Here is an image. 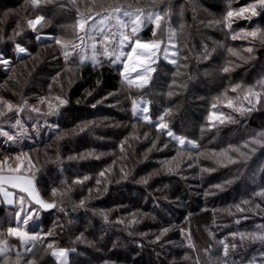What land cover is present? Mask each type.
<instances>
[{"label":"trees","instance_id":"obj_1","mask_svg":"<svg viewBox=\"0 0 264 264\" xmlns=\"http://www.w3.org/2000/svg\"><path fill=\"white\" fill-rule=\"evenodd\" d=\"M250 2L254 0H79L77 8L71 0H41L38 7L30 0H0V54L10 61L7 66L0 64V97L14 104L13 111L0 116V129L18 137L11 142L0 136V157L28 152L38 192L45 201L57 202L55 208L40 209L39 218L30 222L28 230L41 239L20 264L26 260L51 264L55 248L70 250L69 264H264V243L231 235L256 232L258 225H264V198L254 195L264 187V147L254 145L255 153L242 149L248 159L230 153L237 163L227 166L210 155L230 144L242 145L251 134L264 131V101L244 116L234 113L235 124L207 127L217 95L232 84L252 85L264 77V46L243 36L257 25L264 27V14L250 20L233 17L231 29L216 23L228 11ZM114 6H153L171 12L162 28L164 45L169 27L177 33V63L162 56L142 95L151 102L153 120L170 109L165 117L170 128L197 142L199 149L185 148L177 155L178 146L157 132L154 121L129 116L120 94V64L98 57L102 66L90 60L79 65L75 55L65 61L55 40L69 45L71 51L80 37L75 31L81 12L97 15ZM37 15L45 17V26L34 32L27 20ZM153 29L150 24L140 36L152 38ZM37 33L51 37L37 40ZM160 33L157 30L158 37ZM233 33L241 35L233 40ZM17 44L27 52L18 54ZM254 44L253 58L247 62L227 51L232 48L248 57L244 49ZM205 45L214 49L207 59ZM229 61L238 66L224 74L220 69ZM46 95L68 101L52 118L42 109L44 104H37ZM25 102L27 107L18 113ZM33 107L40 112H32ZM218 108L231 111L223 104ZM17 119L22 127L15 125ZM87 122L94 123L81 131ZM93 150L103 155L68 159ZM168 160H172V172L164 166ZM203 168L214 170L203 172ZM105 169L107 179L97 192L96 179ZM121 169L128 173L127 179L122 178ZM85 176L90 179L73 183ZM143 178L147 184L141 182ZM228 180L233 182L226 184ZM218 184L224 187H213ZM81 200L84 207L79 206ZM245 200L249 203L244 204ZM16 210V204L0 203V239L15 247L14 252H24L20 241L7 235ZM102 214H107L109 222ZM122 218L124 223L116 222ZM134 218L139 223H130ZM164 228L169 231L157 241ZM220 241L229 245L227 257ZM48 243L53 249L47 248Z\"/></svg>","mask_w":264,"mask_h":264},{"label":"snow or ice","instance_id":"obj_2","mask_svg":"<svg viewBox=\"0 0 264 264\" xmlns=\"http://www.w3.org/2000/svg\"><path fill=\"white\" fill-rule=\"evenodd\" d=\"M31 4L35 7H38L41 4V0H30ZM46 2L51 3L52 0H46ZM73 4H75V0H71ZM264 14V0H254V2H250L244 6L239 7L238 9H233L227 12L226 17L223 20H218L216 23L224 24L227 28L231 29L232 18H243L246 20H250L252 17H258ZM99 15V14H97ZM170 11H148L147 14L142 9H136L134 11L124 10L122 7H115L112 9L110 13L104 15L100 19H96L94 16L85 17L84 15H79L76 21V28H78L80 33L84 35L80 36L79 39L81 41L80 45L72 44L71 51H69V45L62 44L61 40L56 39L55 43L60 44L63 49V55L65 61H69L73 55L78 57V64L83 65L85 60H90L94 66L101 65V61L97 58L98 55H103V57L111 64H122L123 68L120 71V76L122 78V83L125 84L129 89H144L146 88L150 81L152 80V73L156 72V68L152 67L153 64H156L159 59V53L162 47V40L157 35V30H160L161 35H163V25H167V17H170ZM45 17L43 15H37L34 19H28L27 24L28 27L32 31H37L39 28H43L45 26ZM148 24L154 25V29L152 32L153 39L150 41H143L140 38L141 30L146 27ZM115 29L112 31L111 29ZM19 34V33H17ZM241 34L233 33L231 35V39L236 40ZM244 38L251 37L253 41L258 42L260 46H264V27L257 25L251 31L243 33ZM85 37L89 41H91L90 45H85ZM177 33L168 28L167 39L168 43L163 47L164 59L169 60L170 63L176 64V59H170L169 51L172 49V56H175L178 52L174 41L176 40ZM42 37L37 36L36 39L40 40ZM99 45V48L97 47ZM125 47L130 48V51L125 52ZM254 46L247 47L244 49L245 52L250 54L248 57L241 55L238 51L228 48L227 51L232 55L238 57L239 60L247 62L248 59L253 58ZM90 48L91 55H85L87 49ZM79 49V51H77ZM16 51L18 53H26L27 49L16 45ZM214 49L210 50L207 45L204 46L203 57L205 59L209 58L212 55ZM0 64H4L7 66L9 64V60L4 58L2 54H0ZM238 66L234 64L232 61L227 62L220 71L224 74H228L235 70V67ZM134 74V75H133ZM231 93H238L236 97H232L229 95ZM240 93H243L242 97ZM172 93L170 92L169 95ZM58 102L56 105L52 103H47L49 116H55L58 114L60 107L66 105L68 101L59 96L55 97ZM264 101V77L257 80L252 85H242L241 83L232 84L229 88H225L219 95L214 98V102L211 104V111L208 113L207 121H208V129L211 130L213 128L218 129L220 126H225L227 124H235L237 123L236 117L233 115L234 113H238L239 116H244L247 113L255 110L257 105H260ZM245 102H247V106H245ZM41 103H46V100H41ZM151 102L147 100H132V115L134 118L139 120H143L148 123H152L150 116L148 115L150 109L147 105ZM3 102H0V116L4 115L2 110ZM223 104L225 108L230 109V112H224L219 110L218 105ZM7 110L9 112L13 111V105L8 102L6 104ZM27 107V103L25 102L23 106H19L17 108V112L24 111ZM95 107V105H93ZM32 112H40L38 108H31ZM171 110H165V112L159 117L158 122L155 124V128L158 133H163L171 141H174L178 146L177 155H180L181 150L187 148L191 150L199 149V144L191 139L186 138L185 136L179 135L174 132L173 129L170 128L169 123L166 122L165 117L169 116ZM94 122L85 123L80 130L83 131L85 128L89 126V124ZM16 126L22 127L21 120L17 119L15 121ZM204 129L202 128V131ZM21 135H25L22 131ZM0 136H4L7 138V141L16 142L18 139L15 135H10L7 131H3L0 129ZM264 147V131H259L251 134L250 139L246 140L242 145H228L226 148L221 149L220 151L211 152V157L216 159L218 164L223 166H227L228 164H235L237 160L234 159L230 153H239V155L245 159L250 158L247 152L242 151V149H248L249 152L255 153L257 148L254 147ZM123 144L121 145V150H123ZM164 147H168L167 144ZM153 148H156V143H153ZM160 150V149H157ZM199 155H203V153H198ZM101 154H97L94 150L88 151L85 153H80L79 155L69 156V160H84L89 158L99 159ZM191 158V156L189 157ZM19 160V156L16 157ZM176 157H172V160H175ZM172 160H168L165 162L164 166L167 168L169 172L173 171V168L170 167ZM225 161L227 163H225ZM179 165H177L178 167ZM214 169L203 168V172H209ZM264 171V169H261ZM12 171V170H10ZM15 172H20L19 165L14 170ZM106 172L107 169L102 170L99 173V178L96 179V191H100V185L104 184L107 177ZM122 178L127 179L128 173L124 172L121 169ZM34 176V174H33ZM90 177L85 176L83 179H77L73 181L75 184H82L85 181L89 180ZM142 183L147 184L148 179L143 178L141 180ZM233 181L228 180L225 183L231 184ZM7 184L12 189H18L19 193H23L24 195L17 194L15 199H13V194L8 192L4 185ZM213 187L217 189H222L224 185H214ZM92 189H89L91 193ZM104 191H107V187L104 188ZM0 193H3L4 201L7 204H16L17 210L14 212V226L10 223V226L7 228V235L17 238L20 241L21 246L24 248V252H20L19 250H13L12 246L8 244L6 239H0V264H20V261L24 259V257L30 253H32L33 249L36 247L37 241L41 239L38 233H31L28 230V226L30 222L34 219L39 218L40 209H52L57 207V202H47L45 201L35 188L33 184V179L25 178L23 175H5L2 171H0ZM52 195H57V189H52ZM63 195V194H61ZM255 196L264 198V187H261L259 191L254 193ZM4 201H0L3 203ZM244 204H248L249 201H243ZM38 206V207H37ZM80 207L85 206V201L81 200ZM237 209L241 212L244 211L239 205L236 206ZM259 207V205H257ZM61 211L63 209L61 208ZM104 216L105 222L108 221L107 214H102ZM135 217V214H132ZM117 223H124V219H120L116 221ZM130 223H139L138 219H133ZM239 223V221H237ZM169 231L168 228H164L159 236L156 237V240L159 241L160 238L167 234ZM46 235H51V233H47ZM233 237L237 235L243 240L247 237L249 240L256 242L259 241L264 243V225H258L256 232L249 233H232ZM0 236H3V233H0ZM82 238V237H81ZM80 239V238H78ZM223 245V256L227 257L229 254V245L224 241H220ZM189 247H194L191 243L188 245ZM235 248V245H232ZM48 249H53V244H47ZM74 251V249H72ZM14 252V256H13ZM69 252L70 250L67 248H56L52 250L51 255L56 258L58 264H69ZM264 255V252L261 253ZM25 264H33L32 260H26ZM107 264V262H105Z\"/></svg>","mask_w":264,"mask_h":264},{"label":"rangeland","instance_id":"obj_3","mask_svg":"<svg viewBox=\"0 0 264 264\" xmlns=\"http://www.w3.org/2000/svg\"><path fill=\"white\" fill-rule=\"evenodd\" d=\"M78 4H79V0H75L74 6H76L78 8L79 7ZM115 7H119V6L110 7L109 9H106L105 11L102 10V12L99 13V15H93L92 14V15H88V16H94L98 20V19L102 18L104 15H107L108 13H110L112 11V9L115 8ZM122 8L124 10H128V11H134V10H136V9L139 8V9H142L145 12V14H147L148 11H158V8L157 7H153V6H149V7H132V6H129V7H122ZM80 15H84L85 17H88L87 15L84 14V12H81ZM149 25L150 24H148L146 27H144L141 30L140 33H142ZM46 26L49 27L50 25H46ZM111 30L112 31H115L114 28L111 29ZM38 35L42 37L41 39H46V38H50L51 37L49 35L40 34V33H37L36 34V36H38ZM75 35H76V37H79V36H82L84 34L83 33H80L79 30H76L75 31ZM164 36H165L164 34L163 35H159V38L162 40L163 43H162L161 51L159 53V59H158V61L160 60V58L162 56L164 57V53H163ZM140 38L143 41H150V40L153 39V37L152 38H144L143 36H140ZM78 43H81V41L79 39L76 42L72 43V44H78ZM90 43H91V41H89L87 39V37H85L84 44L85 45H90ZM174 43H175L176 48H177V43L175 41H174ZM97 47L99 48V45ZM124 51L125 52L130 51V48L125 47ZM172 51H173L172 49H170V51H169V57H170V59H173L174 58V59L177 60V53H176L175 56H172ZM88 53H89V56H90L91 55L90 48L87 49L85 55H88ZM18 54H22V53H18ZM98 57L101 58V57H103V55H98ZM167 61H169V60H167ZM9 63H10V61H9ZM120 65L123 68V65L122 64H120ZM155 66H156V64H153L152 65V67H155ZM143 91H144V89H136V88L129 89L125 84L122 83V78H121V81H120V94H121V99L123 100V102L125 104V107L127 109V112L129 114V116L132 117V118H134L133 115H132V100L133 99H135V100H141V99H143V100L150 101L148 97L142 95V92ZM55 97H57V96H50V95L48 96V95H46L43 98H41V100H46V103H43L44 104V107H42V109H44V111H48L47 103H52L53 105H56L58 103L56 101ZM41 100L38 101V103H37L38 105L39 104H42L41 103ZM0 102H3V104H2V110L3 111H6L7 110L6 104L8 102H10L13 105V107H14V104L11 101H8V100L3 101L1 97H0ZM147 106L150 109V104L147 105ZM148 115L150 116L151 121H154L155 123L158 122L159 117H158V119L153 120L152 117H151L150 111H149ZM52 117L53 116H51V118ZM49 120L50 119L48 118V121ZM42 122H44V121H42ZM45 122H46V120H45ZM19 131H22V130H19ZM10 135H13V134H10ZM17 156H19V158H20L19 160L16 159ZM18 165L20 167V172L19 173H17V172L14 171L17 168ZM31 169H32V164H31V161L29 159L28 152H26L25 150L21 151L17 155H7V154H5V155H3V156L0 157V171H2L3 174H6V175H9V174H12V175H23L25 178L33 179V184H34L35 188L37 189L35 177L30 173V170ZM10 170H12V171H10ZM7 187H8V189H6V190L8 192H10V193L13 194V199H15V197H16L17 194L24 195L23 193H19V190L18 189L12 190V188H10L9 186H7ZM37 191H38V189H37ZM0 194L2 195V198H1V195H0V201H4L3 193H0ZM4 202H6V201H4ZM49 203H51V202H49ZM41 210H43V209H41ZM12 248H15V247H12ZM23 251H24V248H23ZM50 259L52 261L51 264H58V261L52 255L50 256ZM68 260H69V263H70V252H69Z\"/></svg>","mask_w":264,"mask_h":264},{"label":"crops","instance_id":"obj_4","mask_svg":"<svg viewBox=\"0 0 264 264\" xmlns=\"http://www.w3.org/2000/svg\"><path fill=\"white\" fill-rule=\"evenodd\" d=\"M5 175H6V174H5ZM7 186H8V185H7V184H5V185H4V188H5V189H8V187H7ZM12 190H14V189H12ZM0 195H1V194H0ZM1 198H2V195H1ZM5 203H7V202H5Z\"/></svg>","mask_w":264,"mask_h":264}]
</instances>
